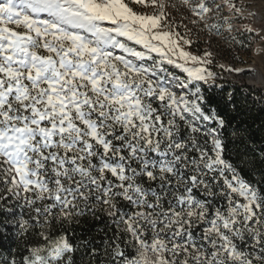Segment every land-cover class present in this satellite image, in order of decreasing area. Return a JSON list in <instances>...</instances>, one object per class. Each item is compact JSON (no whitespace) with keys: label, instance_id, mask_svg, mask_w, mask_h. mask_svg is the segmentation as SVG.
Masks as SVG:
<instances>
[{"label":"snow or ice","instance_id":"snow-or-ice-1","mask_svg":"<svg viewBox=\"0 0 264 264\" xmlns=\"http://www.w3.org/2000/svg\"><path fill=\"white\" fill-rule=\"evenodd\" d=\"M179 6L216 35L232 30L224 6L243 12ZM168 7L0 0V229L37 239L3 264H77L81 248L87 264H264V168L254 182L229 157L231 119L205 88L212 53L190 51ZM231 136L254 165L251 138ZM89 216L106 221L100 246L69 234Z\"/></svg>","mask_w":264,"mask_h":264},{"label":"rangeland","instance_id":"rangeland-1","mask_svg":"<svg viewBox=\"0 0 264 264\" xmlns=\"http://www.w3.org/2000/svg\"><path fill=\"white\" fill-rule=\"evenodd\" d=\"M165 2L176 4L177 8L168 7L166 10L177 22L182 20L192 29L188 33L194 41L190 51L201 54L207 50L212 53L214 63L209 67L216 74L215 84L220 86L222 81L245 82L264 89V82L259 80V77L264 79V0H234L237 7L243 9L240 17L224 6L222 14L231 20L232 30L228 31L227 25H224L220 35H216L214 31L209 32L202 23L192 25L190 19L194 18L186 9L179 6L180 0H165ZM217 3L224 4V0H217ZM184 17L188 18L183 19ZM206 19L208 24L217 22L215 13H210ZM249 28L250 32L247 31ZM180 31L184 32L185 29L181 27ZM172 68L184 75L179 69ZM236 69L241 71L237 72ZM10 259L0 254V264Z\"/></svg>","mask_w":264,"mask_h":264},{"label":"trees","instance_id":"trees-1","mask_svg":"<svg viewBox=\"0 0 264 264\" xmlns=\"http://www.w3.org/2000/svg\"><path fill=\"white\" fill-rule=\"evenodd\" d=\"M207 94L213 100V107L219 105V110L225 113L231 124L225 129L226 142L229 143V157L243 169L246 179L261 182L260 148L264 147V89L255 87L245 82L230 83L222 81L221 85L205 87ZM239 128L245 140L251 138V145L256 149L255 164L245 165L237 158V149L240 148L231 136L233 129ZM242 151V149H241ZM106 221L95 220L90 217L82 218L79 224L71 225L69 234L74 243L79 244L82 240H90L96 246H100ZM37 242L35 235L19 236L15 232L13 224L7 230L0 229V254L8 258L17 257L24 252L29 244ZM84 249L77 253V264H87V257L83 256ZM83 257V259H82Z\"/></svg>","mask_w":264,"mask_h":264},{"label":"built area","instance_id":"built-area-1","mask_svg":"<svg viewBox=\"0 0 264 264\" xmlns=\"http://www.w3.org/2000/svg\"><path fill=\"white\" fill-rule=\"evenodd\" d=\"M118 51V50H117ZM151 63V62H149ZM165 68L167 69V72L169 73H175L177 76H182L181 73H179L177 70L173 69L170 65H165ZM9 204L12 205V207L15 209V213H16V217H21L22 215H24V210L22 209V207L16 205L13 201H9ZM90 218H92L91 216H89ZM13 226L15 228V232L20 235V231L18 229V227H16L15 223H13Z\"/></svg>","mask_w":264,"mask_h":264},{"label":"bare ground","instance_id":"bare-ground-1","mask_svg":"<svg viewBox=\"0 0 264 264\" xmlns=\"http://www.w3.org/2000/svg\"><path fill=\"white\" fill-rule=\"evenodd\" d=\"M259 80H260L261 82H264V79H263L262 77H259Z\"/></svg>","mask_w":264,"mask_h":264}]
</instances>
